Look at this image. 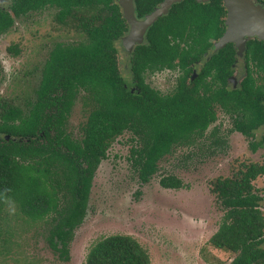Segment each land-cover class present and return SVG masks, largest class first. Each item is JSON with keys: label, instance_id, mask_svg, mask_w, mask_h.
I'll use <instances>...</instances> for the list:
<instances>
[{"label": "trees", "instance_id": "1", "mask_svg": "<svg viewBox=\"0 0 264 264\" xmlns=\"http://www.w3.org/2000/svg\"><path fill=\"white\" fill-rule=\"evenodd\" d=\"M159 1L133 0L137 15L150 12ZM44 8H54L59 23L70 18L84 39L51 46L32 98L21 106L0 102V134L10 137L0 139V221L8 203L30 220L48 216L45 240L58 258L67 260L68 243L85 215L95 169L112 140L124 131L129 133L127 159L141 184L175 145H191L206 135L214 148L226 144L215 125L205 135L216 120L215 108L228 115L227 132H239L250 151L260 145L250 132L264 122L251 73L260 71L264 77L263 42L246 44L247 50L256 51L245 54L254 71L246 67L238 87L210 89L205 81L209 74L216 79L230 73V45L223 47L229 50L226 56L218 50L204 62L197 78L187 82L189 64L210 39L222 35L224 11L217 1L180 0L151 22L145 43L134 45L129 55L136 92L125 89L117 68L113 42L127 27L114 0H10L8 10L0 9V34L14 18ZM6 50L18 52L15 44ZM162 70L176 72L174 87L165 94L144 82L145 72ZM77 97L86 113L80 136L73 138L65 123ZM259 175H264V163L249 162L210 182L222 215L207 242L233 253L230 264H264L262 198L252 184ZM158 183L163 188L183 187L173 175L160 177ZM3 234L0 228L2 244ZM84 264H150V259L133 237L116 233L91 243Z\"/></svg>", "mask_w": 264, "mask_h": 264}, {"label": "rangeland", "instance_id": "2", "mask_svg": "<svg viewBox=\"0 0 264 264\" xmlns=\"http://www.w3.org/2000/svg\"><path fill=\"white\" fill-rule=\"evenodd\" d=\"M244 1L264 13L250 0ZM116 2L119 4V0ZM54 15V8L26 13L14 18L11 27L0 34V102L21 106L25 99L32 98L51 46L55 42L74 43L84 39L70 18L59 23ZM261 19L264 21L263 16ZM142 42V38L132 35L130 24L113 42L119 75L130 92H136V88L127 57L132 46ZM11 44L16 45V54L7 52L6 47ZM241 75V69L234 67L228 79L229 89L237 87ZM174 80V71L144 73V82L162 94L173 89ZM85 113L77 97L65 123L73 138L80 136ZM213 124L226 139L223 147L208 145L210 138L206 134ZM228 127L229 119L217 111L216 120L205 131L206 136L197 138L191 145L173 146L157 161L156 172L144 184L137 180L127 159L129 133L124 131L112 140L105 158L95 169L86 212L68 243L67 260L58 258L46 243L48 216L30 220L8 203L0 221L6 239L4 244L0 243V264H84L91 243L116 233L130 235L144 247L150 264H230L233 253L213 248L207 242L222 215L216 197L209 190L210 182L216 177L230 176L243 163H264V147L250 151L246 139L237 132H227ZM5 137L0 134V139ZM165 175L176 176L183 187H161L158 180ZM252 184L262 198L259 206L264 216V175L257 176Z\"/></svg>", "mask_w": 264, "mask_h": 264}, {"label": "flooded vegetation", "instance_id": "3", "mask_svg": "<svg viewBox=\"0 0 264 264\" xmlns=\"http://www.w3.org/2000/svg\"><path fill=\"white\" fill-rule=\"evenodd\" d=\"M162 1V0H161ZM161 1H159L158 3H156L153 7H152V9H151V11L153 10V9H155L156 7H158L159 6V3L161 2ZM196 1H198V2H201V3H206V2H209L210 0H196ZM214 1H217L218 3H219V5L222 7V9H223V11H224V13H223V16L221 17V20H222V25H223V32H222V35H223V33H224V30H225V28H226V24H225V20H226V15H227V9H228V11H230V7L228 6V4L226 3V0H214ZM244 1V0H243ZM114 2L118 5V7H119V9H120V13H121V16H122V10H121V7H120V5L116 2V0H114ZM178 2V1H177ZM224 2H225V4H226V6H225V4H224ZM250 2L253 4V5H255V6H258V7H260V9H262V10H264V0H250ZM175 3V2H174ZM131 4H132V7H133V16H134V18H136L138 21H142L143 20V18L147 15V14H149L150 12H148V13H145V14H142V15H140V16H138L137 15V13H136V11H135V6H134V2H133V0H131ZM173 4V3H172ZM6 5V9H4V6ZM246 5V4H245ZM9 6H10V0H0V9H2V10H8L9 9ZM248 7V6H247ZM169 8V7H168ZM227 8V9H226ZM168 10V9H167ZM167 10H166V12H167ZM249 10H250V13H252L253 14V11L251 10V8L249 7ZM165 12V13H166ZM165 13H162L161 15H164ZM161 15H159V16H161ZM122 18H123V16H122ZM124 19V18H123ZM14 20V19H13ZM124 21L126 22V27H127V24H129V22L126 20V19H124ZM11 27V26H10ZM9 27V28H10ZM259 28H262L263 30H264V26L262 25V23H259ZM127 29V28H126ZM146 30V29H145ZM260 30V29H259ZM5 32V31H4ZM3 32V33H4ZM144 33H145V31H144ZM144 33L142 34V39H143V42L142 43H138V44H144L145 43V39H144ZM2 34V33H1ZM221 35V36H222ZM257 35H260V36H263L264 37V34H262L261 33V31L257 34ZM221 36H218L216 39H210L209 41H210V44L208 45V47H206V49H204L201 53H200V56L197 58V59H195V60H193L189 65H190V71H189V75H188V77H187V82H193L196 78H197V76H198V74H199V72H200V69H201V67H202V65L204 64V62L206 61V60H208L209 58H210V56L211 55H213V54H215L218 50H221V53L224 55V56H226L227 55V53H228V51L229 50H226V49H223V47H225V46H227V45H230V48L232 49V56H233V58H232V62L230 63V65H229V69H230V73L228 74V75H225V77L224 78H218V77H216V79L215 78H212V76H211V74H209V75H207L206 76V78H205V81L206 82H208V84H209V87H210V89H217V88H219V87H222L225 91L226 90H228L229 88H228V79L233 75V73H234V67H236V68H240L241 69V71H242V75L239 77V79L236 81V84H237V87L239 86V83H240V81L242 80V78L244 77V74H245V71H246V67H248L249 66V68L251 69V71H254L253 70V67H252V65H250V64H246V60H245V54L246 53H255L256 51L255 50H247L246 49V44L247 43H255V41H260V42H263L264 43V39H262V38H258L257 36H256V34L255 35H245L244 36V43H243V48L241 49V45H240V43H238V48H236L235 47V44L232 42V41H226V42H224V43H222L220 46H217V45H215V43L220 39V37ZM120 37V36H119ZM118 37V38H119ZM134 45H136V44H134ZM133 45V46H134ZM132 46V47H133ZM131 50H132V48H131ZM131 50H130V52H131ZM130 52H129V55H130ZM129 55H128V57H127V66H128V70H129ZM221 60V62H225V58H221L220 59ZM175 72V71H174ZM129 73H130V71H129ZM210 73H212V70L210 71ZM251 76L253 77V83H254V85L258 88V90H259V95H258V103L260 104V106H261V109H262V111H263V114H264V77H263V75H262V73L260 72V71H257V73H255V72H252L251 73ZM175 77H176V72H175ZM133 81V80H132ZM174 82H175V80H174ZM135 86V85H134ZM136 88V87H135ZM136 91H137V89H136ZM217 111H219L217 108H215V113L217 112ZM223 115H225L227 118H228V115H226V114H223ZM229 119V118H228ZM213 125H215L216 127H217V125L216 124H213ZM212 125V126H213ZM229 126H230V121H229ZM258 130H260V133H258L257 135H256V131H258ZM226 131H227V129H226ZM225 131V132H226ZM231 132H236V131H231ZM250 132H251V135H252V138L255 140V141H258V142H260V145L259 146H257L256 147V149L257 148H259V147H264V122L263 123H261L260 125H258V126H256V127H254V128H252L251 130H250ZM237 133H239V132H237ZM240 134V133H239ZM5 136H8V135H5ZM255 136V137H254ZM8 138H10L9 136H8ZM263 138V139H262ZM11 139H14V138H11ZM6 140V139H5ZM246 145H247V141H246ZM255 149V150H256ZM254 150V151H255Z\"/></svg>", "mask_w": 264, "mask_h": 264}, {"label": "water", "instance_id": "4", "mask_svg": "<svg viewBox=\"0 0 264 264\" xmlns=\"http://www.w3.org/2000/svg\"><path fill=\"white\" fill-rule=\"evenodd\" d=\"M180 0H162L159 3V6L153 9L149 14H147L142 21L138 22V25L141 29L140 34L137 33L136 25L132 23V19L130 16L128 4L126 0H119V5L122 10V16L124 19H126L130 26H131V31L133 36H137L139 38H142V34L144 33L145 29L151 24V22L159 15L162 13H165L168 7L174 3ZM243 1V0H242ZM248 7L251 8L253 11L254 16L262 23L264 26V21L261 19V16L264 17V13L262 14L260 11L255 10L252 6L248 5L245 1H243ZM225 4V2H224ZM226 6V4H225ZM132 12H133V7L131 4ZM227 9V8H226ZM226 28L224 30L223 35L220 37V39L215 43V45L220 46L222 43L226 41H232L235 44V47L238 48V43L241 45V49L243 48V43H244V36L245 35H255L254 32L251 30L244 28L241 23L239 16L236 12H230L227 9V15H226V20H225ZM258 38L264 39L263 36L257 35ZM4 139H8V136H6Z\"/></svg>", "mask_w": 264, "mask_h": 264}, {"label": "bare ground", "instance_id": "5", "mask_svg": "<svg viewBox=\"0 0 264 264\" xmlns=\"http://www.w3.org/2000/svg\"><path fill=\"white\" fill-rule=\"evenodd\" d=\"M126 2L128 4L132 23L136 25L137 33L140 34L141 29L138 25V22L140 21L133 16L131 0H126ZM226 3L230 7V12H236L238 14L240 23L244 28L251 30L255 34H258L260 31L264 34V30L259 28V23L261 22L254 16V14L250 13L249 7H247L242 0H226Z\"/></svg>", "mask_w": 264, "mask_h": 264}]
</instances>
